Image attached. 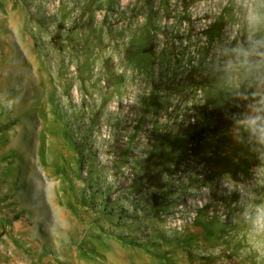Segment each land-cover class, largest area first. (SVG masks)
<instances>
[{"label":"rangeland","instance_id":"1","mask_svg":"<svg viewBox=\"0 0 264 264\" xmlns=\"http://www.w3.org/2000/svg\"><path fill=\"white\" fill-rule=\"evenodd\" d=\"M242 27L232 0H0V264H252L220 181L257 161L205 69Z\"/></svg>","mask_w":264,"mask_h":264},{"label":"clouds","instance_id":"2","mask_svg":"<svg viewBox=\"0 0 264 264\" xmlns=\"http://www.w3.org/2000/svg\"><path fill=\"white\" fill-rule=\"evenodd\" d=\"M242 23V38L228 44L206 61L205 69L222 98L227 135L257 163L250 179L230 184L220 181L225 195L238 194L227 220L229 235L240 244V253L252 264H264V0H232Z\"/></svg>","mask_w":264,"mask_h":264},{"label":"bare ground","instance_id":"3","mask_svg":"<svg viewBox=\"0 0 264 264\" xmlns=\"http://www.w3.org/2000/svg\"><path fill=\"white\" fill-rule=\"evenodd\" d=\"M114 264H116V262Z\"/></svg>","mask_w":264,"mask_h":264}]
</instances>
